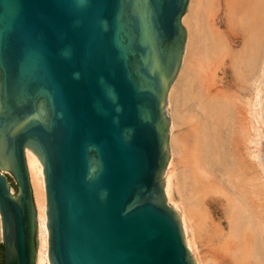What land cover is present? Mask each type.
Masks as SVG:
<instances>
[{"label": "water", "instance_id": "water-1", "mask_svg": "<svg viewBox=\"0 0 264 264\" xmlns=\"http://www.w3.org/2000/svg\"><path fill=\"white\" fill-rule=\"evenodd\" d=\"M187 3L0 0L2 264H34L26 147L42 166L50 264H194L164 194Z\"/></svg>", "mask_w": 264, "mask_h": 264}, {"label": "bare ground", "instance_id": "bare-ground-1", "mask_svg": "<svg viewBox=\"0 0 264 264\" xmlns=\"http://www.w3.org/2000/svg\"><path fill=\"white\" fill-rule=\"evenodd\" d=\"M181 24L184 50L166 92V200L194 264H264V0H188ZM223 80L227 90L255 87L253 121ZM176 125H185L180 136ZM24 158L40 240L34 264H50L42 166L27 147Z\"/></svg>", "mask_w": 264, "mask_h": 264}, {"label": "rangeland", "instance_id": "rangeland-1", "mask_svg": "<svg viewBox=\"0 0 264 264\" xmlns=\"http://www.w3.org/2000/svg\"><path fill=\"white\" fill-rule=\"evenodd\" d=\"M222 13V12H221ZM218 22H221V19L220 18H218ZM222 26V25H221ZM239 43H240V38L238 37V39H235V46H234V49H237V48H239L240 47V45H239ZM229 79V78H228ZM224 81L225 80H223L220 84H221V88L224 90V91H226L227 90V87H226V85H225V83H224ZM245 90H247V91H245ZM245 90H241V91H238V90H235V89H229V90H227L229 93L230 92H233V93H235V94H239L238 96H240V100H241V104H242V107H243V109L245 110V112H246V114H245V116H246V118L248 119V120H251V121H253V119H251L252 118V109H253V105L255 104V101H256V97H255V87H253V88H251L250 86L249 87H247ZM226 91V92H227ZM245 92V93H244ZM241 93V94H240ZM263 113H264V111H263ZM181 129V130H180ZM184 130H185V125H182V126H180V127H178L177 125H176V127H175V129H174V132H175V134L176 135H178V136H180L181 134H183V132H184ZM254 134H253V131H251V134L249 135V139L252 141V140H254ZM250 148H254L253 146H254V144L253 143H251L250 145ZM255 149V148H254ZM176 159V158H175ZM6 175V177H7V179H8V181H9V183H10V187L13 189V192H15V190H16V185H15V181H14V179H13V177L9 174V173H6L5 174ZM175 202H177L178 201V199L175 197V200H174ZM35 207H36V205H35ZM36 212H37V208H36ZM1 240L2 239H0V248H2L3 246H2V242H1ZM36 244H37V252H38V250L40 249V240H39V233H37V240H36ZM36 258H37V255H36ZM37 260V259H36ZM0 264H2V253L0 252Z\"/></svg>", "mask_w": 264, "mask_h": 264}]
</instances>
